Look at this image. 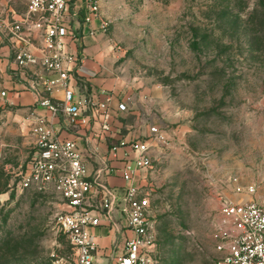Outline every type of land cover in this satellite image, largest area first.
<instances>
[{"label": "rangeland", "instance_id": "rangeland-1", "mask_svg": "<svg viewBox=\"0 0 264 264\" xmlns=\"http://www.w3.org/2000/svg\"><path fill=\"white\" fill-rule=\"evenodd\" d=\"M100 1L103 66L127 83L163 87L193 151L149 170L158 264H214L220 197L234 195L223 182L257 183L264 196V0ZM34 144L31 111L0 98V264L70 252L56 233L59 195L19 187Z\"/></svg>", "mask_w": 264, "mask_h": 264}, {"label": "built area", "instance_id": "built-area-1", "mask_svg": "<svg viewBox=\"0 0 264 264\" xmlns=\"http://www.w3.org/2000/svg\"><path fill=\"white\" fill-rule=\"evenodd\" d=\"M20 5L23 8H18ZM82 23L88 25L89 35L107 31L109 22L102 16L98 0H84L80 6L76 0H0V55L7 40L13 55L12 73L37 97L31 110L35 144L19 173V187L42 193L52 190L61 198L56 233L67 237L70 252L60 256L52 250L47 264H99L92 229L101 225L131 233L123 235L117 264H158L156 209L151 193L142 189L136 178L141 171L153 169V149L174 148L167 131L152 125L144 138H121L111 145L110 154L117 158L122 150L123 166L104 165L91 172L81 147L83 136L65 137L58 127L60 118L75 129L89 126L90 103L99 116L95 117L101 125L99 136L106 138L113 130L111 95L103 101L93 96L88 100L76 91L77 81L85 76L80 72L84 58L74 47ZM0 96L7 98L6 89ZM38 107L50 114L36 113ZM118 107L127 109L123 102ZM178 148L190 151L184 143ZM113 173H120L129 183L123 194L106 182L105 177ZM223 184L234 195L222 192L220 197L213 231L214 264H264V196L257 197L258 184H243L238 177Z\"/></svg>", "mask_w": 264, "mask_h": 264}, {"label": "crops", "instance_id": "crops-1", "mask_svg": "<svg viewBox=\"0 0 264 264\" xmlns=\"http://www.w3.org/2000/svg\"><path fill=\"white\" fill-rule=\"evenodd\" d=\"M84 0H76L78 6L82 5ZM101 9V1L98 0ZM18 8H23L20 5ZM102 13V10H101ZM102 16H105L102 13ZM80 40L74 46L84 58V63L80 67L81 74L85 76L79 79L76 83V91L80 98L86 97L88 100L93 96L96 99L103 101L111 95L110 110L112 114V132L108 133L106 138L99 136L101 133L100 122L95 117H99L93 111L90 103L88 104L91 123L87 127H80L78 129L69 127L63 118H60L58 127L61 128L62 135L73 138L78 135L83 136L81 147L84 153V159L91 172H94L104 165H114L122 167L124 158L122 150H120L117 158L110 154V147L118 143L121 138L132 140L136 138H144L150 132L152 125H157L161 129L167 131L169 139L174 143L172 150H164L161 148L153 149L152 156L154 163L156 161H163L166 157L171 156L172 153L178 152L181 155H192L193 151L188 144V130L184 123V117H173L174 113L168 108L167 92L160 85H149L142 87L140 84H131L122 81L118 76H112L111 73L103 66L102 60L103 52L100 45L97 43L98 35H89L87 33L88 25L82 23L78 24ZM101 34V33H100ZM12 51L4 40L1 47L0 55V70L1 81L0 91L6 89L8 96L6 102L10 105L20 107L23 116H27L29 112L36 106V95L26 89L22 80L18 76H14L10 63L12 64ZM0 98H2L0 96ZM3 99V98H2ZM125 103L126 110H119L118 105ZM36 113L41 115H49L46 108L38 107ZM62 117V116H60ZM95 119H94V118ZM177 120L171 128L168 127V120ZM184 143L190 149L189 152L184 153L178 146ZM148 171H141L136 183L147 192H151L154 184L148 178ZM106 182L117 189L118 193L123 194L125 187L129 184L126 182L120 173H113L105 177ZM95 240L98 243V253L96 260L99 264H117V256L121 254L123 245V235L131 234L128 230L124 232H117L110 229L107 225L97 226L92 229Z\"/></svg>", "mask_w": 264, "mask_h": 264}]
</instances>
